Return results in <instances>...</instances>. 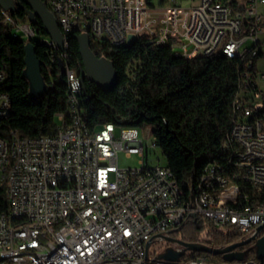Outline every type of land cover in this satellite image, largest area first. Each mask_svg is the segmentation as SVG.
<instances>
[{
  "label": "built area",
  "instance_id": "2783aa9c",
  "mask_svg": "<svg viewBox=\"0 0 264 264\" xmlns=\"http://www.w3.org/2000/svg\"><path fill=\"white\" fill-rule=\"evenodd\" d=\"M127 4H136L137 12H126ZM49 9L64 37L88 34L91 43L112 47L143 39L170 47L182 59L222 54L245 61L257 57V48L264 45L259 40L264 35V0H51ZM181 15H189V24H182L180 33H169L170 16ZM125 16L140 19V26L125 24ZM0 20L17 34L36 37L29 22L11 14L10 21ZM248 43L252 46L242 49ZM44 44L67 59L68 41L63 51L49 38ZM65 73L68 113L57 115L62 123L56 135L18 136L15 147L0 136V188L10 191L9 216L0 215V264H147L149 242H160L159 235L173 238L187 225L236 231L240 241L264 225V206L254 205V195L264 192V131H258L264 115L255 116V109L264 107L256 104L259 95L250 73L244 74L235 100L236 119L226 136L224 161L206 167L192 206H184L186 198L166 165H150L138 129L120 127L117 138L114 124L90 123L81 75L68 67ZM259 78L264 81V74ZM5 80L0 71V85ZM245 95L254 103H244ZM9 108L6 95L0 94V126ZM245 118H253V126H245ZM12 149H19V171H13L15 181H7ZM120 152L140 156L139 167L120 169ZM243 186H253V195L243 194ZM222 195L242 200L243 211L216 209ZM23 217H32L30 227L19 228ZM155 257L150 253V260ZM155 264L263 263L211 256Z\"/></svg>",
  "mask_w": 264,
  "mask_h": 264
},
{
  "label": "trees",
  "instance_id": "16d2710c",
  "mask_svg": "<svg viewBox=\"0 0 264 264\" xmlns=\"http://www.w3.org/2000/svg\"><path fill=\"white\" fill-rule=\"evenodd\" d=\"M42 1L49 8L51 0ZM10 14L18 21L29 22L22 9ZM34 26L36 37L30 42L35 46L48 86V93L37 100L31 98L24 76L26 43L0 23V71L6 76L0 85V94L6 95L10 102L9 115L0 126V136L8 141L13 133L22 139L56 135L57 115L68 113L65 68L81 72L79 44L73 35L68 39L66 59L57 49L44 44L49 37L42 25ZM91 49L98 58L113 62L118 81L110 93L87 81L84 83L82 103L90 123L136 129L150 127L155 145L160 148L165 165L174 174L180 189L188 196L193 195L206 167L224 161L223 148L236 119L235 100L244 85V74L250 73L255 79V60L263 53L245 61L222 54L182 59L174 57L170 47H156L143 39L117 47L93 41ZM249 62H252L250 69ZM253 85L257 92L255 82ZM243 194L253 195L252 186H243ZM237 200L221 199L219 203L237 208L243 204L242 200ZM3 214L9 216V205L7 191L0 188V215ZM193 228L199 233L207 229L208 245L213 248L228 247L241 239L232 230L220 232L200 224ZM186 242L196 243V240ZM250 246L241 250L249 251L246 260H256ZM202 257L211 256L188 252L182 259ZM214 259L223 260L221 256Z\"/></svg>",
  "mask_w": 264,
  "mask_h": 264
},
{
  "label": "water",
  "instance_id": "95a60500",
  "mask_svg": "<svg viewBox=\"0 0 264 264\" xmlns=\"http://www.w3.org/2000/svg\"><path fill=\"white\" fill-rule=\"evenodd\" d=\"M0 9L4 12L16 13L18 9L25 11L28 21L32 25L41 24L45 34L60 50H64L66 38L60 31L57 20L48 6L42 0H0ZM79 44V52L82 58L81 64V81H86L96 85L99 89L106 93H110L117 85L118 76L114 68V64L109 59L98 58L91 49V38L88 34L74 35ZM25 72L24 76L30 86V96L32 99H39L48 93V86L42 75V65L35 54V46L32 43L25 45ZM179 232V230H177ZM264 225L260 226L256 234L245 241L232 244L224 248H213L211 246L186 242L174 239L172 237L161 236L157 238L160 241H167L180 246L178 249L173 248L165 254L156 256L150 260V249L154 244V240L147 245V264H155L156 262L175 263L180 261L188 252L204 253L210 256H221L226 262L243 261L246 257V251H240L242 248L255 244L257 248V260L264 261Z\"/></svg>",
  "mask_w": 264,
  "mask_h": 264
},
{
  "label": "rangeland",
  "instance_id": "374dc122",
  "mask_svg": "<svg viewBox=\"0 0 264 264\" xmlns=\"http://www.w3.org/2000/svg\"><path fill=\"white\" fill-rule=\"evenodd\" d=\"M158 4V1H156ZM187 5V2L185 3ZM259 40L261 43H264V35H261L259 37ZM24 42L28 44L27 37L24 38ZM252 46V43L246 44L242 49L250 48ZM258 53H263V56L259 57L257 60H255V74L256 77L254 79L255 85L257 87V94L259 95V98L257 99L256 104H260L264 107V81L259 78L261 74H264V45H260L257 48ZM56 122L58 124L62 123L60 119L57 117ZM139 130V139L143 142L145 154L147 155L146 158L150 161V165L156 166L158 163L161 165H165V158L160 150L159 147H155V140L152 135H149V131L151 130L150 127H144L140 128ZM122 128L116 129V137L119 138L121 135ZM119 160V168L120 169H130V168H136L139 167V162L141 160V157L138 155H131L128 156L125 152H120L118 156ZM210 229V228H209ZM208 229V230H209ZM174 239L180 240V241H188V240H196V243H202L205 245H208V242L210 238L207 234V229L203 230V232L199 233V231L194 230L193 226L187 225V227L184 229L183 234L179 233L178 235H175L173 237ZM209 246V245H208ZM177 244L170 243L167 241H160L151 246L150 253L151 255L160 256L165 254L168 250L173 248H179ZM250 249L254 251V253H257V248L255 244H252L250 246ZM264 264V261L262 262Z\"/></svg>",
  "mask_w": 264,
  "mask_h": 264
},
{
  "label": "bare ground",
  "instance_id": "6f19581e",
  "mask_svg": "<svg viewBox=\"0 0 264 264\" xmlns=\"http://www.w3.org/2000/svg\"><path fill=\"white\" fill-rule=\"evenodd\" d=\"M126 12H137V5L127 4ZM1 18L2 21H10V13L4 12L2 10ZM125 24H131V27H138L140 26V19H134V16H125ZM14 34L15 36L21 38L22 40H24V38L27 37L28 43H31L30 41L34 38V37H29L28 34H17L15 32ZM72 35L74 36V34H65L66 41H68L69 37ZM134 40L135 39H126L124 45H130ZM7 100L9 102L8 97ZM263 115H264V108L255 109V116H263ZM245 126H253V118H245ZM258 131H264V120H258ZM15 146H19V138L17 133H13L12 138L8 141V147H15ZM9 159H10V168H5V178H7V181H15V172L13 171H19V149H12V151H9ZM202 184H203V175L200 177V180L198 181L197 191H200V187H202ZM182 192H183V197L186 198L184 199V206H192L193 195L191 194L188 196L184 191ZM7 198H10V191H7ZM221 199L232 202L238 201L235 197H231L229 195H222ZM221 199H218V202H216V209H230L235 212L243 211V204H240V206L237 208H233L231 206H223L219 203ZM254 205L264 206V192L261 193V195H254ZM31 225H32V217H23L19 219V228H28Z\"/></svg>",
  "mask_w": 264,
  "mask_h": 264
},
{
  "label": "crops",
  "instance_id": "0c3cea01",
  "mask_svg": "<svg viewBox=\"0 0 264 264\" xmlns=\"http://www.w3.org/2000/svg\"><path fill=\"white\" fill-rule=\"evenodd\" d=\"M182 24H189V15H181V19H179V16H170L169 33H180V26H182ZM243 99L244 103L248 105L254 103L253 99L249 98L248 95H245Z\"/></svg>",
  "mask_w": 264,
  "mask_h": 264
},
{
  "label": "flooded vegetation",
  "instance_id": "af4514ba",
  "mask_svg": "<svg viewBox=\"0 0 264 264\" xmlns=\"http://www.w3.org/2000/svg\"><path fill=\"white\" fill-rule=\"evenodd\" d=\"M252 245V244H251Z\"/></svg>",
  "mask_w": 264,
  "mask_h": 264
}]
</instances>
